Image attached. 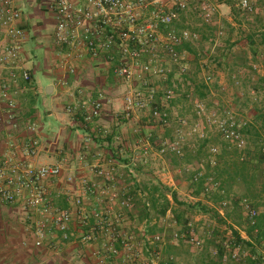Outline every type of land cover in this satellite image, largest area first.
Returning <instances> with one entry per match:
<instances>
[{"label": "rangeland", "instance_id": "obj_1", "mask_svg": "<svg viewBox=\"0 0 264 264\" xmlns=\"http://www.w3.org/2000/svg\"><path fill=\"white\" fill-rule=\"evenodd\" d=\"M247 1L249 11L241 10L239 0H143L140 23L156 22L155 10L176 12V19L170 25L156 26V34L164 37L168 32H187V40L183 41L181 48L189 45L187 49L192 60L183 64L186 66L184 74H179L176 67L174 76L168 77L167 84H173L175 89L174 98L168 102L166 127L152 123L143 112H134L125 119L117 111H110L117 123L125 126L123 135H135L139 140L134 150L140 154L129 159H117L118 163L122 166L126 162L127 168L140 171L149 170L151 179L147 180L148 176L142 174L140 184L155 187L150 194L146 188L138 189L139 194L134 192L135 203L132 202L129 210L115 207V211L110 210L122 216L133 214L138 220L150 217V220H155L156 227L149 234L164 233L162 238L166 246L175 247L179 254L190 249L188 254H202L210 264H218L219 244L225 246L219 260L221 264H248L247 259L258 264L257 256H262L258 244H254L256 254L239 247L237 261L230 260L228 256L233 248L228 247L232 239L230 227L246 239L243 201L254 209L256 217H260L264 224V161H255L258 150L264 158V125L259 117L264 113V0ZM178 4H183L184 8L176 10ZM207 11L208 19L204 16ZM228 44L237 47L231 48ZM181 58L184 59L183 56ZM152 85L158 88L154 102L157 105L165 86L157 78ZM123 95L124 89L119 88L113 98L121 101ZM198 105L201 111L196 108ZM231 122L240 138V148L225 140L218 131L219 124L225 127ZM172 142L177 143L178 155L166 149L160 153L164 145ZM116 146L125 148L130 144L116 143ZM219 155H223L221 161ZM236 157L238 161H248L246 184L234 178L224 192L211 188L218 182L215 168L222 166V162L235 161ZM200 179L203 180L202 187L196 193ZM171 193L175 194L178 202L200 203L216 216L176 208L171 201ZM128 194L133 199L132 193ZM164 205L167 207L162 214ZM173 208L177 214L182 210L180 223L187 222L188 236L197 240L198 246L186 244L185 235H178L182 228L172 220ZM173 235L177 238L173 239ZM171 253L173 255L175 251L171 250ZM162 258L166 257H161L160 253ZM195 259L192 257L194 263Z\"/></svg>", "mask_w": 264, "mask_h": 264}, {"label": "crops", "instance_id": "obj_2", "mask_svg": "<svg viewBox=\"0 0 264 264\" xmlns=\"http://www.w3.org/2000/svg\"><path fill=\"white\" fill-rule=\"evenodd\" d=\"M13 2L20 12L18 26L25 33L20 57L22 67L28 71L29 80L22 82L17 77L16 89L14 86L10 87L7 97L14 101L12 111L9 112L6 101L0 99V166L8 158L34 167L58 165L59 175L44 181L43 186L53 206L72 210V230L77 233L78 214L71 206V201L75 198L82 200L83 208L88 214L100 203L108 205L106 196L112 190L120 194L131 192L134 202V192L139 194L138 189L146 188L150 194L155 187L140 184L142 174L148 176L147 180L151 179L149 170L143 169L145 172H142L127 168L126 162L121 166L117 161L140 154L134 150L139 140L135 135H123L125 126L119 125L110 114L112 109L120 114L121 101L114 99L113 95L119 88L123 91V87L111 76L108 64L101 59L92 60L85 55L77 59H65L68 50L56 46L52 38L55 24V17L50 9L52 0ZM6 44L7 40L0 29V49ZM228 46L237 47L235 44ZM177 52L181 64L192 60L188 49L180 48ZM181 56L186 62H182L184 59ZM67 66H73L74 72L69 73ZM175 69V66L171 67L169 79L174 76L172 74ZM4 79L5 71L0 69V82ZM77 90L87 91L93 96L100 92L104 98L99 117L88 124H82L79 115L66 112L68 106L75 104ZM7 112L11 114L9 121L6 120ZM30 126L32 130L27 129ZM119 131L122 134L118 135ZM106 132L108 134L104 136ZM31 142H34L33 152L23 154L24 145ZM116 143L130 146L119 148ZM98 171L108 173L111 178L106 180L96 175ZM80 179L88 181L93 192L82 193L79 187ZM102 194L104 196H100ZM114 207L121 210L115 202L110 208L115 211ZM111 214L119 217L121 232L131 235L137 251L147 257L149 247L145 239L154 236L149 234V231H155V220H150V217L138 220L133 214L122 216L113 211ZM36 219L37 215L25 211L20 204L0 202V264L94 263L95 246H83L76 242L59 244L55 233H51L43 246L34 248L33 228ZM148 228L150 229L146 232ZM142 232L144 237L140 235ZM163 243L161 257L171 256L172 264H210L202 254L190 255L189 249L188 252L181 253L183 256L175 247ZM171 250H174L175 254L172 255ZM192 257L196 258V263ZM257 258L258 264H264V258L260 254ZM217 262L221 264L219 260ZM246 263L254 264L255 260L247 259Z\"/></svg>", "mask_w": 264, "mask_h": 264}, {"label": "built area", "instance_id": "obj_3", "mask_svg": "<svg viewBox=\"0 0 264 264\" xmlns=\"http://www.w3.org/2000/svg\"><path fill=\"white\" fill-rule=\"evenodd\" d=\"M143 0H52L50 9L55 17L52 38L56 46L68 50L65 59H77L82 55L92 60L101 59L108 64L111 76L124 89L121 100L120 115L127 119L134 112H143L149 120L161 127L168 125V102L174 98V85L167 84L171 67L175 66L179 74H184L186 66L180 63V55L176 51L187 40V32L174 34L168 32L164 37L156 34V26L164 27L176 19V12L155 10L153 23H140V10ZM241 10L249 11L247 0H239ZM178 4L176 10H182ZM208 19L209 11L204 14ZM20 12L13 0H0V29L7 44L0 49V69L5 71L6 79L0 82V99L6 101L8 111L14 109V101L7 97L10 87L15 86L17 77L28 82V71L22 67L21 46L25 33L18 26ZM69 73L73 66H67ZM19 73L18 75L16 73ZM161 79L164 88L159 103L154 105L158 88L153 86L154 79ZM152 83V84H151ZM104 103L100 92L95 96L87 91L77 90L75 104L68 106L66 112L79 115L82 124H88L99 117ZM201 111V108L196 106ZM9 121L11 114L6 116ZM229 125V126H227ZM220 135L229 142L241 147L240 138L233 123L223 127L219 124ZM32 130V126L27 127ZM176 142L164 145L160 150H168L179 154ZM34 142L25 144L23 154L33 152ZM58 165H40L37 167L24 165L18 161L5 159L0 166V202L4 204H20L25 210L37 215L33 228V247L40 248L51 233L56 234L57 242H76L83 246H95L93 264H172V257L160 259L162 235H154L145 239L148 245L147 257L137 251L133 237L121 232L120 219L111 214L110 206L117 203L122 210H129L133 199L127 193L113 191L107 195L108 205L98 204L94 210L86 214L82 200L75 198L71 206L78 214L77 233L72 230V210L62 209L50 203L43 182L59 175ZM98 176L109 180L108 173L98 171ZM217 189V184L211 185ZM81 192H93L85 179L79 180ZM145 205H147L145 203ZM222 206L224 204H221ZM248 225H254L256 212L245 201L242 203ZM141 237H144L142 232ZM177 236L173 235V239ZM243 239V237H240ZM190 246H198L199 242L189 238ZM264 258V243L259 244ZM239 247L229 251L230 260L237 261ZM225 260L223 256L222 261ZM86 264V262H81Z\"/></svg>", "mask_w": 264, "mask_h": 264}, {"label": "trees", "instance_id": "obj_4", "mask_svg": "<svg viewBox=\"0 0 264 264\" xmlns=\"http://www.w3.org/2000/svg\"><path fill=\"white\" fill-rule=\"evenodd\" d=\"M180 48H181V46L179 48H176V51H180ZM182 48L187 49V46H182ZM259 115H260L259 116L260 121L264 125V113L259 114ZM203 145H204V142H203ZM222 156L223 155H219V161H221V159H223ZM262 156L263 155L258 150V157H257V160H255V161L258 163L261 161H264V158H261ZM221 164H222V166L218 165V167L215 168V170L217 172L216 173V179L218 180V182L217 181L216 182H217L218 192H224L227 188H229L230 183H231V181L234 180V178L239 180L240 182L246 184L245 178H246V170H247L246 167L248 166L247 160H244L243 162L238 161V159L236 157V160L233 162L227 163L225 161V162H222ZM202 183H203L202 179H200L197 182V189L195 190L196 193H198L200 191V189L202 187ZM154 191H155V189H154ZM217 199H220V197H218ZM171 201L176 206V208H181V209L183 208V211L184 210L189 211V212L196 211L198 213L216 216L215 212H212L206 206H204L200 203H194V204L190 205V204L178 202L174 193H171ZM166 205H164V207L161 210L162 214L167 207ZM181 211L177 214V212L175 211V208H173L172 209V220L176 225H178V226L181 225L182 229L178 232L179 233L178 235H181V234L185 235L184 238L186 239V244H189L188 240L190 237L188 236V234H189L190 230L187 226L186 221H183L182 223H180V217L182 214ZM246 224H247V226L243 230L244 235L246 237L245 240L241 239L239 236V233L230 227L232 239L229 242V246L228 245L227 246L229 248L234 247V246L242 247V248H245L246 250H248L250 253L256 254V252L254 250V244L259 245L261 242L264 243V224L261 223L260 217H258V216L254 219V225L250 226V225H248L247 222H246ZM149 229L150 228H148L146 230V232H148ZM223 248H225V246L223 244L222 245L219 244V246L217 247V259L218 260H220L221 255L223 254Z\"/></svg>", "mask_w": 264, "mask_h": 264}]
</instances>
